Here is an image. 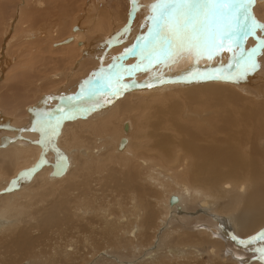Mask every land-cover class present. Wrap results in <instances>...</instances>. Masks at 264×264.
<instances>
[{
    "label": "bare ground",
    "instance_id": "bare-ground-1",
    "mask_svg": "<svg viewBox=\"0 0 264 264\" xmlns=\"http://www.w3.org/2000/svg\"><path fill=\"white\" fill-rule=\"evenodd\" d=\"M152 2L139 0L129 18L130 0H0V264H132L134 240L140 254L150 246L149 264H191L203 249L207 264H264L258 244L232 240L264 229V57L239 83L185 82L194 63L226 65L227 51L123 75L137 83L115 97L104 91L103 107L51 131L68 97L147 34ZM253 11L264 22V0ZM255 43L249 36L245 48ZM15 45L24 52L10 54ZM42 155L48 163L13 186ZM62 155L68 167L53 175Z\"/></svg>",
    "mask_w": 264,
    "mask_h": 264
},
{
    "label": "snow or ice",
    "instance_id": "snow-or-ice-1",
    "mask_svg": "<svg viewBox=\"0 0 264 264\" xmlns=\"http://www.w3.org/2000/svg\"><path fill=\"white\" fill-rule=\"evenodd\" d=\"M132 13L140 7L139 0H130ZM256 0H153L148 5L149 14L146 17L151 22L146 35L139 37V42L124 52L113 57V63L108 66V75L96 77L85 81L81 87L80 95L68 97L69 104L58 111L62 116L56 120L51 131L55 132L61 126L62 120L74 119L77 113L92 112L103 107L104 91L111 88L113 97L122 95L129 90L130 85H135V80L125 83L123 75H133L136 71H151L154 65L161 68L177 62L181 56L192 55L198 62L202 57L209 60L214 56L229 52V62L225 65L213 68L211 71H201L194 63L187 74L185 82L193 81H226L239 83L245 80L249 74L259 70L262 65L260 57H264V22L257 19L253 6ZM258 32L261 35H258ZM256 39L254 46L245 48L247 38ZM120 42V35L113 37L110 42ZM138 50V51H137ZM135 53L139 58L135 64L126 65L122 61L124 57ZM160 82L164 80L162 71L153 73ZM117 86L112 88L113 82ZM150 86V85H149ZM93 97H99L95 102L86 104ZM111 103L112 100L107 101ZM50 113H43V123L51 126ZM41 133L48 128L40 127ZM15 137H13L14 139ZM48 161L41 156L37 165L22 171L11 184L15 186L18 180L29 178ZM64 162L58 164L57 171H62ZM10 190V189H9ZM232 240L238 246L248 248L259 245L255 251L264 259V229L254 235L242 237L233 235ZM241 264H244L241 261Z\"/></svg>",
    "mask_w": 264,
    "mask_h": 264
},
{
    "label": "rangeland",
    "instance_id": "rangeland-1",
    "mask_svg": "<svg viewBox=\"0 0 264 264\" xmlns=\"http://www.w3.org/2000/svg\"><path fill=\"white\" fill-rule=\"evenodd\" d=\"M57 19H56V18ZM51 18H53V19H55L56 20V23L57 24H59V20H58V17L57 16H52ZM44 20V21H43ZM42 20V22H44V23H47V22H45V21H48V20H46V19H43ZM87 23H88V25H90L91 23L89 22V21H87ZM92 31L90 30V32L88 33V37L90 36V37H92V36H94V32L93 33H91ZM59 33V32H58ZM90 34V35H89ZM18 46V45H17ZM17 46L15 45V47L13 46V47H11V48H9L8 49V52L10 53V54H15V53H17L18 55H20L21 53H23L24 51L22 50V49H19V51L21 50V52L19 53V51H17L18 49H16L17 48ZM17 192V191H16ZM11 223H13V222H11ZM164 230L166 229V228H163ZM163 230V231H164ZM38 232H36L35 234H37ZM56 240H58V238L57 237H55V238H53V242H52V244L51 243H49V241L47 240V239H44V241L46 242H44V241H42V246H44V247H46V246H50V247H55V245H56ZM51 244V245H50ZM46 245V246H45ZM134 247H135V249H134V252H135V254H136V256L133 258V259H135V260H137L138 258H139V260H137L136 262H134V263H132V264H136V263H138V264H149V262L147 263V261H144V257H143V255H144V253L146 252H149V247L150 246H147V247H145L144 248V250H143V252L140 254V251H139V245H138V242L136 241V240H134ZM175 248V247H174ZM182 248H183V250H182ZM184 247H181V250H180V248L178 249V248H175V250H177V251H184ZM204 250V249H203ZM202 250V252H203V254H202V256H201V259H197L196 261H193V262H191V264H198V262H200L199 264H207L208 263V261L210 260L209 258L211 257L210 255H211V253L209 252V251H206V250H204L203 251ZM50 251H52V249L50 248ZM210 253V255H209V253ZM184 254H185V251H184ZM111 256V254H109V253H107V252H105V251H102L101 253H100V256H99V258H102L103 256ZM177 256H178V254H176ZM186 255V254H185ZM116 257H118L119 258V256L118 255H115ZM190 257H186L185 258V260H190L189 259ZM204 259V260H203ZM142 260V261H141ZM185 260H183V259H181V260H176V258L175 259H173L172 261H171V264H182ZM201 260H202V262H204V263H202L201 262ZM183 261V262H182ZM206 261V262H205ZM140 262V263H139ZM181 262V263H180ZM24 263H26V264H29V261H25Z\"/></svg>",
    "mask_w": 264,
    "mask_h": 264
},
{
    "label": "water",
    "instance_id": "water-1",
    "mask_svg": "<svg viewBox=\"0 0 264 264\" xmlns=\"http://www.w3.org/2000/svg\"><path fill=\"white\" fill-rule=\"evenodd\" d=\"M75 28H77V26H75ZM71 39H72L71 37L68 38V39L66 40V42L69 41V40H71ZM125 127L127 128V125H126ZM125 143H126V138H122V140H121V144H125ZM61 161L64 162L63 170L58 172L56 166H57L58 164H60ZM68 164H69V162H68V158H67L65 155H62V156L59 158V160H57V161L53 164L52 174H53V175H60V174H63V173L66 171V169H67V167H68ZM178 201H179V197H178L177 195L173 194V195L170 197V202H171L172 204H176Z\"/></svg>",
    "mask_w": 264,
    "mask_h": 264
}]
</instances>
